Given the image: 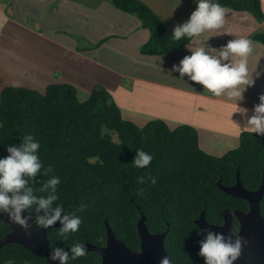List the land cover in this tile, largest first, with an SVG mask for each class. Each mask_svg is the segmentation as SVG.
<instances>
[{
  "label": "trees",
  "instance_id": "obj_1",
  "mask_svg": "<svg viewBox=\"0 0 264 264\" xmlns=\"http://www.w3.org/2000/svg\"><path fill=\"white\" fill-rule=\"evenodd\" d=\"M111 1L118 10L137 16L149 30L151 37L141 47L143 55L173 53L194 39L175 40L174 28L142 0ZM218 2L264 22L261 0ZM254 39L264 46V30ZM77 95L70 84L49 85L45 92L13 86L0 94V159L10 155L8 147H19L24 136L32 135L41 145L38 154L43 168L28 186L37 197L47 196L51 190L40 189L52 176H58L61 183L56 204L65 209L62 215L75 213L83 221L79 231L67 234V239L60 236L62 226L51 229L50 251L55 247L70 251L72 244L81 242L86 255L70 258L68 264H101L100 255L88 251L87 245L105 246L107 225L130 249L139 251L137 225L143 213L150 233H167L165 248L174 264H204L199 252L208 231L199 228L196 221L204 211L210 224L222 225L225 211L249 210L247 201L225 193L218 183L234 186L239 172L246 190L261 187L264 136L243 133L238 148L222 157L212 156L201 149L199 133L192 126L171 129L163 120H154L140 127L123 117L112 94L101 85L93 88L84 103L78 102ZM140 149L154 157L143 169L132 163ZM140 177H144V183H139ZM150 177L157 182L152 184ZM81 205L87 207L81 211ZM36 207L28 209L33 221L44 214L43 210L37 213ZM260 210L264 217V197ZM238 230L236 220L234 231ZM10 231L0 221V241ZM0 264L50 263L11 244L0 250Z\"/></svg>",
  "mask_w": 264,
  "mask_h": 264
},
{
  "label": "crops",
  "instance_id": "obj_2",
  "mask_svg": "<svg viewBox=\"0 0 264 264\" xmlns=\"http://www.w3.org/2000/svg\"><path fill=\"white\" fill-rule=\"evenodd\" d=\"M76 1L77 0H72L71 2L68 0H43V2L47 3V5L39 11V16L36 19L39 24L33 31L31 28L27 29L28 26L23 27L25 25L19 24L17 19H15V8L13 6L14 0H0V17L2 18V22L0 24V56L12 54V58L18 61L22 54L21 52L15 55V49L13 48L12 43L10 41H5L4 39L5 28H7V24L11 23L12 20H15V27L27 29L40 38L39 42L36 44L33 43L32 46L26 50V52H29V54L25 60V63L31 66L32 69L24 71L21 77L17 76L15 86L34 89L35 87L22 79L24 77L34 81L41 79V81L46 84V87H43L45 90L49 85L53 84H75L74 82L76 81L68 73H65V70L57 69L56 67H48L46 64L45 67H42V64H40L42 63V50L46 52L48 47L56 51L58 49H62L66 51L68 58V66L64 68L67 70H73V76H78L79 70L77 68H79L81 64L83 66V63H87L90 67L96 68V72L102 74L105 77L104 82L110 84L113 87H110L99 80L96 83H93V85L85 91L91 94V91L96 85L105 87L112 94L116 103L121 108L123 117L124 107L117 96H157L155 99L160 100L162 103L161 105L164 108H166L168 104H172L173 112L179 113L180 111L186 113L187 116L181 124L192 126L198 131L200 147L203 151L210 155H212V151L208 147H205V141L207 139H216L217 142H223L227 134H233L230 132H232V129L236 125L242 128H239L236 131L239 132L240 136L243 133L252 132L251 130H245L241 123L238 124L241 121L245 123V119L241 113H234V108L238 110V105H236L235 101H230L224 96L216 97L210 92L205 91L203 85L190 81L187 76L184 77V80H179L180 74L178 72H172L171 74L170 72L173 68V65L179 64V62L186 55L191 54L187 46L196 48L211 44L214 48L220 49L222 46L226 45L229 40L234 38H250L253 41V52L248 58L249 75L250 78H255L257 74H260V76L255 78V84L253 86L247 88L244 93V99L239 102V106L248 109V116H251L254 106L259 103V96L264 94V46L254 39L255 34L264 30V22L258 21L257 18L249 12H239L232 9H226L225 23L220 29L205 31L199 37L194 38L187 46L176 52L162 56H155V64L152 65V67H154L153 74L131 76L130 69L125 73H120L103 65V63H101L103 59L98 58L96 60L92 57H85L84 55L87 53H85L83 49L78 50V45L76 44L77 41L70 43V46L64 45L62 43L59 45V43L50 41V39H54L56 42H59L57 39L51 35L49 36L47 33H43L40 21L50 20L59 10H61V7L66 11L64 20L66 19L68 13L66 6L75 7V14H77V16L83 14L87 15L88 12L82 11L79 6H77ZM82 1L88 2L90 9L94 6V10L92 12H102V10H106L112 15L116 16L118 19H123L128 30L131 29V23L128 19L122 17L125 16L126 18L133 20L132 33L130 32L129 34H123L121 23L118 21L117 26L112 29L113 32L109 33V36L103 37V40H106L104 47L111 43L110 40L112 38H117L115 41L123 43V46H127L129 45L126 44L129 42L127 38L141 32L143 33V36L141 39L137 40L138 44L135 51L137 54L142 55L140 53V49L150 39L151 36L149 30L145 29L143 25L141 26L137 20L132 18L133 15L126 14L116 9L110 0H80V3H82ZM19 11L20 9L17 10V12ZM62 28V30L69 31V27L66 22L65 27ZM73 48H75V50ZM102 52V49L98 50V53ZM51 54L54 55L55 52H51ZM151 64L152 63L145 62V60L143 61V65L145 67H149ZM131 65L132 63H129V67ZM60 66L62 67V64ZM21 69L24 70L23 67H21ZM55 78H59L61 82L59 83L58 81H54L57 80ZM45 79L46 81H44ZM124 80L129 81L124 82ZM122 85L123 87H121ZM131 87L133 89H130ZM137 88H142V92H139ZM147 88L149 90H147ZM135 92L140 94H135ZM159 96H170V98ZM209 106H213V108H220L221 111H223L222 115L232 114L234 116H239L240 118L238 120L234 119L237 122L235 124H227L229 127L228 128L226 127V123L224 124L223 122V116H219V113L210 114ZM163 121L166 122L165 120ZM223 154L225 153H222L221 155L223 156Z\"/></svg>",
  "mask_w": 264,
  "mask_h": 264
},
{
  "label": "clouds",
  "instance_id": "obj_3",
  "mask_svg": "<svg viewBox=\"0 0 264 264\" xmlns=\"http://www.w3.org/2000/svg\"><path fill=\"white\" fill-rule=\"evenodd\" d=\"M195 3L197 7L189 19L174 27L172 34L175 40L179 41L183 37L196 38L207 30L220 29L224 25L226 8L218 0H195ZM187 47L191 54L186 55L179 64L173 65L170 74L178 72L179 80H184L187 76L190 81L203 85L205 91L214 96H224L235 101L238 110L234 108V113H241L245 119L243 128L264 136V94L259 96V103L254 106L251 116H248V109L239 106L247 88L253 86L255 78L260 76L257 74L255 78H250L249 75L248 58L253 52V41L242 37L229 40L220 49L211 44ZM89 98L88 92L78 91V102L84 103ZM23 139L24 142L19 147H8L10 155L0 159V212L8 213L13 223L27 231L31 216L25 218L22 213L36 205V212L43 210L44 214L36 218L35 224L47 229L60 221V236L67 239V234L79 231L82 218L75 213L62 215L65 209L56 204L59 199L57 186L61 183L58 176H52L40 189L42 192L50 189L47 196L34 195L33 188L28 185L29 180L43 168L38 154L41 145L32 135H26ZM153 159L152 154L140 149L132 163L136 168L143 169ZM48 170L51 171V168ZM150 180L152 184L157 182L155 177H150ZM139 183H144V177L139 178ZM86 207L87 205H81L80 210ZM244 243L242 238H237L233 243L231 237L226 239L222 234L208 231L201 241L199 255L204 258V264H234L241 255ZM86 251L81 242L72 244L70 251L55 247L51 249V259L58 260L60 264H68L70 258L75 260L82 257L86 255ZM160 264H173V260L166 256L160 260Z\"/></svg>",
  "mask_w": 264,
  "mask_h": 264
},
{
  "label": "rangeland",
  "instance_id": "obj_4",
  "mask_svg": "<svg viewBox=\"0 0 264 264\" xmlns=\"http://www.w3.org/2000/svg\"><path fill=\"white\" fill-rule=\"evenodd\" d=\"M9 1V0H8ZM71 2L72 0H68ZM149 7H151L154 12L160 15L161 18L164 19L165 24L168 27H175L178 24H182L187 21L191 15V13L197 7L195 0H142ZM112 3V1L110 0ZM262 8L264 11V0H261ZM14 8H15V19L21 25H25L23 27L31 28V30H35L38 26V22L36 21L39 16V11L43 9L47 3H44L43 0H14ZM194 3V5H193ZM77 6L82 11L88 12L87 15L83 14L77 16L75 14V7L66 6L67 8V16L64 20V16L66 15V11L61 7L50 20L40 21L41 29L43 33H47L49 36L51 35L59 42H56L54 39H50V41L69 45L70 43L76 42L78 45V50L83 49L85 57H92L94 59H103L101 63L107 66L109 69L116 70L120 73H125L130 69L131 76H139L146 74L154 73V57L146 56L141 53L137 54L136 46L137 40L141 39L143 33L139 32L132 37L127 38L129 40V44L127 46H123L124 44L118 41H115L117 38H112L109 45L104 47V43L106 40H103L104 36H109V33H112L113 30L117 26V22L120 21L121 28L123 30V34L132 33L133 20L126 18L123 16L122 18L128 19L131 23V29L128 30L125 26L123 19H118L116 16L112 15L106 10H102V12H92L94 10V6L90 9V5L88 2L80 3V0L76 1ZM20 9L19 12L17 10ZM78 9V8H77ZM117 9V8H116ZM134 20H137L141 26L142 21L137 16H132ZM2 22V18L0 17V24ZM65 22L69 27V31L62 30V27H65ZM71 27V28H70ZM27 29L15 27V20H12L11 23L7 24V28L4 31V39L5 41H10L12 43L13 48L15 49V55L21 53L19 60L12 58V54H7L1 57L0 62V94L1 91L6 87L15 86V81L17 76H22L24 71L32 69L31 66L25 63V60L29 54L26 52L27 48H30L32 44H36L39 42V36L31 33ZM43 36V35H42ZM83 36V37H82ZM75 50V48H73ZM102 49V53H98V50ZM51 52H55V54H51ZM42 54V67H45V64L48 67H56L57 69L65 70V73H68L76 82L72 84L76 87L77 91L86 90L101 80L102 83L105 80V77L96 72V68L90 67L87 63H83V66L77 68L79 70L78 76H73V70L65 69L68 66L67 63V53L62 49L53 50L48 47V50L44 52L41 51ZM147 63H152L149 67H145L143 65V61ZM129 63L132 65L129 67ZM62 64V67L60 66ZM21 67L24 68L21 69ZM65 67V68H64ZM76 71V70H75ZM77 73V71H76ZM78 74V73H77ZM24 81L32 85L33 87L38 89L40 92H44L46 84L38 79V81H34L29 78H22ZM59 83L61 80L59 78H55ZM46 81V79L44 80ZM128 82L129 80H124V82ZM105 84L111 86L110 84L104 82ZM20 87V86H17ZM123 87V85L121 86ZM34 88V89H35ZM130 89H133L132 87ZM139 92H142V88H137ZM147 90H149L147 88ZM135 94H140L135 92ZM121 101L124 109V117L126 120L130 122H134L136 125L140 127H144L148 123L154 120H165L171 129H177L181 126H185L187 124L183 123L186 118L185 112H173V105L168 104L166 108H164L160 102V100L155 99L157 96H117ZM170 98V96H159ZM210 114L219 113V116H223V122L227 124L229 123H237L235 120H238L239 116H234L232 114L222 115L223 111L220 108H213V106H209ZM161 117V118H160ZM235 119V120H234ZM242 124L244 127V122H239L238 124ZM229 128V127H228ZM240 126L236 125L232 132L233 134H227L225 136V140L223 142H217V140L207 139L205 141V147H208L212 151V156H222V153H228L230 150L238 148L240 145V134L236 132ZM242 129V128H240ZM250 130V129H249ZM223 154V155H225Z\"/></svg>",
  "mask_w": 264,
  "mask_h": 264
},
{
  "label": "water",
  "instance_id": "obj_5",
  "mask_svg": "<svg viewBox=\"0 0 264 264\" xmlns=\"http://www.w3.org/2000/svg\"><path fill=\"white\" fill-rule=\"evenodd\" d=\"M219 188L232 197L243 199L249 203V210L243 212L225 211L223 213L224 224L212 225L205 217L203 211L201 217L196 221V225L215 234H222L226 239L231 237L234 243L237 238H242L245 242L242 247L240 257L234 264H264V217L261 214L260 206L264 197V171L261 187L256 191L246 190L241 182L239 172L236 184L232 187H224L219 181ZM22 215L30 216L28 209ZM238 221L239 230L234 231V222ZM0 221L10 227V232L0 241V250L11 244H18L32 254L45 258L50 264H60L58 260L51 259L50 240L48 232L57 227H61V222L55 223L47 229H43L35 224L32 218L28 220L27 231L20 225L13 223L6 212H0ZM141 239L139 251L130 249L123 241L119 240L111 227L107 225V242L103 247L88 244V251L96 252L100 255L101 264H160V260L168 253L165 248L166 232L152 234L146 226V217L142 213L137 225ZM174 264V263H173Z\"/></svg>",
  "mask_w": 264,
  "mask_h": 264
}]
</instances>
